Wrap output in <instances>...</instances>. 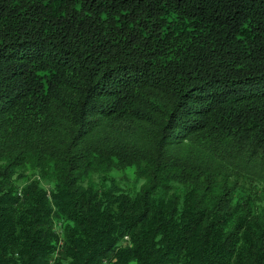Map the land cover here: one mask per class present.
Wrapping results in <instances>:
<instances>
[{
	"label": "trees",
	"instance_id": "trees-1",
	"mask_svg": "<svg viewBox=\"0 0 264 264\" xmlns=\"http://www.w3.org/2000/svg\"><path fill=\"white\" fill-rule=\"evenodd\" d=\"M0 264H264V0H0Z\"/></svg>",
	"mask_w": 264,
	"mask_h": 264
},
{
	"label": "rangeland",
	"instance_id": "rangeland-1",
	"mask_svg": "<svg viewBox=\"0 0 264 264\" xmlns=\"http://www.w3.org/2000/svg\"><path fill=\"white\" fill-rule=\"evenodd\" d=\"M87 15L94 16V17L97 16L96 14H92V13H88ZM98 17H100V15H98ZM76 19L78 20L79 18L77 17ZM69 21L67 22V26H70V25L78 26L79 25L76 23L74 24L72 20H69ZM87 29L88 28L85 26L82 27L81 29H78L77 32L80 35L73 37L71 42H75L78 44H80L81 42H84L82 44H88L90 40L82 36L81 32H87L89 33L90 36H94V40H97L100 38L99 34L97 35L98 36L97 37L94 32H90ZM101 31L102 30H99V32ZM63 50H66V49L62 47H51L48 49L46 58L39 60L36 63L29 64L27 67L26 74H25L24 82L26 84H31L32 86H34L35 84H45V85L46 84H64V82L66 81L68 77L71 81L77 82V80H75V76L71 75V73L69 72V69L74 67L77 58L74 55H70L68 52L66 53V57H68V60L66 61H60L58 60L57 57H54L55 53L58 55H63L64 53ZM80 54L82 57H84L83 60L85 62V66L81 67V70L83 73V79H85L90 74V71H94L95 67L97 68L99 67V59H98L99 57L96 55V53L93 50L91 51L81 50ZM154 59H155L154 65L157 66L156 69H158L159 67L164 73L172 77V81L170 83L171 85H164L162 87V91L160 92V95L162 99L165 100V103L171 104L173 99L178 95L179 88L182 84L178 80V78H182L184 74L177 67L173 59L169 58L166 62H162V59L157 55H154ZM51 66H54L55 69L52 68ZM43 69H47L49 71V74H51L50 71L53 70V73L51 74L52 77L50 79H47V82L42 81L40 75L38 74V70H43ZM56 81H58V83H55ZM146 90H155V88L152 86L141 87L138 90H130L126 93L125 95L126 97L122 101V104H124V108L118 114V119H117L118 121H121L124 123L125 122L133 123V124L143 123L146 125L147 124L146 118L150 116L153 120H157L158 122L159 120L158 112H156L155 110H151V112H149L148 110L147 98H148V95H150V93L149 91H146ZM140 91H143L141 92V96L143 98L142 97L137 98V94ZM138 99L143 102L142 105L139 104ZM150 123L151 124L149 125V127L152 128L153 123L152 122Z\"/></svg>",
	"mask_w": 264,
	"mask_h": 264
}]
</instances>
